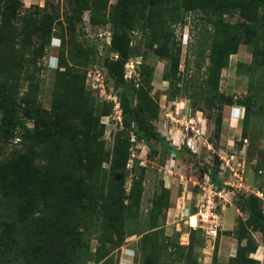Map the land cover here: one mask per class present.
I'll return each mask as SVG.
<instances>
[{"label": "trees", "instance_id": "obj_1", "mask_svg": "<svg viewBox=\"0 0 264 264\" xmlns=\"http://www.w3.org/2000/svg\"><path fill=\"white\" fill-rule=\"evenodd\" d=\"M72 2L74 25L81 31L80 16L88 9L87 0ZM136 3L146 7L149 3L145 14L137 10V4L117 6L112 14L115 37L129 29L140 15L160 28L166 21L180 26L184 14H191L192 20L200 19L208 26L207 68L214 84L228 57L239 45H245L250 48V63L246 66L250 96L245 99L256 101L263 95L264 0ZM21 8L18 0H0V149L16 140L8 155L0 159V264H87L85 246L92 240L96 243L92 263L116 264L114 252L126 237L138 233L127 225L137 215L143 176L139 175L125 191L127 158L123 151L127 149H113L111 155L104 152L98 141L102 126L92 115V100L84 91V80L63 58L58 60L62 69L55 71L50 108L41 107L37 75L42 66L38 61L47 49L56 18L38 12L26 14ZM225 16L237 20L229 23ZM68 25L73 32V24L69 21ZM82 41L85 51L95 55V44L85 38ZM117 50L125 56L121 48ZM121 66L122 62H110L104 69L105 76L120 90L128 111L129 118H124L121 126L127 130L132 125V133L151 146L153 134L140 127L137 112L129 104ZM225 101L224 105H231L230 99ZM237 105L244 108L246 119L249 106ZM209 173L214 179L212 170ZM167 197L164 190L161 198L165 203ZM240 199L264 242V218L256 198L242 195ZM150 224L138 239L140 264H198L191 242L181 250L173 244L169 252L172 260L167 259L157 227ZM241 238H235L238 248L233 257L220 263L213 255L211 264H259L249 257L254 249L239 244Z\"/></svg>", "mask_w": 264, "mask_h": 264}, {"label": "rangeland", "instance_id": "obj_2", "mask_svg": "<svg viewBox=\"0 0 264 264\" xmlns=\"http://www.w3.org/2000/svg\"><path fill=\"white\" fill-rule=\"evenodd\" d=\"M18 2L22 5L21 11L26 14L38 12V15L44 13L56 18L47 49L38 61L42 66L37 75L41 107L45 110L50 108L55 71L62 69L58 60L63 58L84 80V91L92 100V115L102 126L98 141L104 152L111 155L113 149H127L123 151L127 158L125 191L128 192L139 175L143 176L137 215L127 225L129 229H137L138 233L126 237L114 252L116 264H140L142 255L138 239L151 226L150 222L156 225L159 243L164 247L163 255L170 261L169 252L173 244L181 250L191 242L198 264H211L213 255L219 262L216 250L221 238L242 237L241 246L249 244L254 249L253 253L264 252L258 227L249 218L240 199L242 195L255 197L253 194L257 192L264 197V93L256 101L245 99L250 96L246 70L250 63V48L245 45L236 48L235 53L228 57L225 68L219 71L215 85L207 68L208 26L203 25L200 19L192 20L191 14H184L180 26L166 21L160 28L150 24L145 15H140L139 19L129 24V29L115 37L111 17L116 13L117 6L137 4V10L145 14L149 3L146 7L136 3L137 0H87L88 9L81 13L79 31L71 13L72 0ZM224 19L234 23L237 17L225 16ZM69 21L75 27L73 32L68 30ZM154 35H158L156 43ZM117 37L120 40H116ZM84 38L95 44V55L85 51ZM124 40L127 41L126 46ZM116 61L122 62V77L129 93V104L137 112L140 127L153 134L151 146L132 133V125L127 130L121 126L122 120L129 118L128 111L120 90L104 74L106 64ZM226 99L231 100V105H224ZM115 103L120 110L119 121L113 110ZM238 103L249 106L246 119H243L244 108ZM10 145L0 149V159L8 155ZM225 154H233L236 161L244 163L241 188L247 191L239 189L234 193L237 198L231 204L237 212L234 213L235 226L232 230L220 226L215 238H207L200 229L190 226L189 221L201 187L204 182L207 183L208 177L204 174L212 170L213 175L219 176L220 157ZM102 168H107L106 163L102 164ZM183 188L192 199L185 201L187 206H180V213L169 216L166 212L171 206L170 193L178 195ZM164 190L168 196L166 203L161 198ZM255 198L264 218V202ZM228 210L224 219L232 217ZM220 213L221 209L219 216ZM178 223L183 227L175 230ZM85 248L88 249L87 264H93L95 241H90ZM126 255L128 260L124 263L122 260L126 261Z\"/></svg>", "mask_w": 264, "mask_h": 264}, {"label": "built area", "instance_id": "obj_3", "mask_svg": "<svg viewBox=\"0 0 264 264\" xmlns=\"http://www.w3.org/2000/svg\"><path fill=\"white\" fill-rule=\"evenodd\" d=\"M95 73L97 71L95 70ZM115 102V100H114ZM113 110L116 111L117 120L119 121V108L115 103ZM219 162V176L211 174H204V177H208L207 183L201 187V192L196 199L195 211L193 212L194 226L200 229L203 235L207 238H215L217 231L219 230V210L229 202L230 197L238 192L241 188V178L243 171V162L235 160L233 154H225L220 157ZM227 174L226 176H224ZM230 178H229V177ZM235 179V180H233ZM247 190H243L246 192ZM257 199H261L264 202L263 194L254 193Z\"/></svg>", "mask_w": 264, "mask_h": 264}, {"label": "crops", "instance_id": "obj_4", "mask_svg": "<svg viewBox=\"0 0 264 264\" xmlns=\"http://www.w3.org/2000/svg\"><path fill=\"white\" fill-rule=\"evenodd\" d=\"M219 151H220V148H219ZM173 196H172V193H170V197H171L170 204H171V206L167 209V212H166L169 216L170 215L171 216L175 215V213H180L181 212L180 206H182V205L183 206L184 205L187 206V203L185 204V201L186 202H188V201L190 202L189 199H192L191 194L189 196V194H187V190L184 189V188L179 191L178 195L175 194ZM233 199L235 200V195L234 194L230 197L229 202L226 203L221 208V213H220V216H219L220 226L222 228L226 227V229H228L230 231L235 226L234 213L237 212V209H235V210L232 209V204L231 203L233 202ZM227 209H229L228 212H230L232 217L231 218L226 217V219H224V213H225V211ZM175 226H177V228H175V230L176 229L179 230L181 227H183L182 224H179V223L177 225H175ZM237 245H238L237 241L234 238H229V239L221 238L220 242L218 241V249H217L218 251L216 250L219 262L223 263L224 260L227 261L230 257H233L234 256V250L237 247ZM251 257L253 259H255L259 264H264V252L263 251H261V252L260 251H256L255 253L251 254ZM125 259H126V261L122 260V262H124V263L127 262L128 255L125 256Z\"/></svg>", "mask_w": 264, "mask_h": 264}, {"label": "bare ground", "instance_id": "obj_5", "mask_svg": "<svg viewBox=\"0 0 264 264\" xmlns=\"http://www.w3.org/2000/svg\"><path fill=\"white\" fill-rule=\"evenodd\" d=\"M192 218H193V217L190 218V221H189L190 223H189V225L193 227V226H194V222H193L194 218H193V219H192Z\"/></svg>", "mask_w": 264, "mask_h": 264}, {"label": "water", "instance_id": "obj_6", "mask_svg": "<svg viewBox=\"0 0 264 264\" xmlns=\"http://www.w3.org/2000/svg\"><path fill=\"white\" fill-rule=\"evenodd\" d=\"M262 223H263V225H264V221H263Z\"/></svg>", "mask_w": 264, "mask_h": 264}]
</instances>
